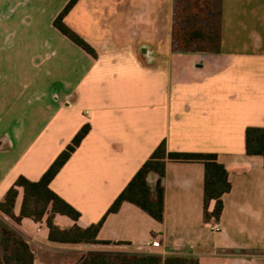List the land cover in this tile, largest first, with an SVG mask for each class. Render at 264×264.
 Segmentation results:
<instances>
[{"label":"crops","instance_id":"0c3cea01","mask_svg":"<svg viewBox=\"0 0 264 264\" xmlns=\"http://www.w3.org/2000/svg\"><path fill=\"white\" fill-rule=\"evenodd\" d=\"M69 1L0 0V202L18 177L38 181L85 124L90 132L50 184L80 213V228L102 219L162 141L168 152L215 154L231 190L217 230L203 223V165L180 162L165 167L163 222L125 202L98 232L111 244L52 243L46 218L0 215L4 225L30 245L34 264H78L89 253L264 264V158L245 153L246 130L264 128V0L215 5L217 53L176 45L179 0H152L149 17L145 0L106 1L108 18L95 12L99 0H78L64 23L96 57L53 25ZM156 179L147 177L153 193ZM21 201L19 189L15 216Z\"/></svg>","mask_w":264,"mask_h":264},{"label":"trees","instance_id":"16d2710c","mask_svg":"<svg viewBox=\"0 0 264 264\" xmlns=\"http://www.w3.org/2000/svg\"><path fill=\"white\" fill-rule=\"evenodd\" d=\"M220 0H179L177 16L188 24L181 28L177 23L174 40L183 51L204 48L210 53H217L220 45L219 15L215 5ZM78 0H70L53 22L54 27L67 39L80 47L86 53L96 57L94 50L65 23L67 14L77 4ZM193 3L196 8L184 9L183 4ZM91 127L85 124L73 137L71 142L57 156L38 181H30L23 176L16 179L13 186L6 192L0 202V215L19 224L23 219L41 222L46 218L49 230V241L67 245H108L97 239L98 232L105 218L119 210L125 202L137 206L155 221L164 220V188L163 179L168 162L199 163L204 167L203 177V223L213 226L219 223L223 211V195L231 190L229 173L218 163L217 156L209 153H179L168 152L165 141H162L144 162L137 173L117 196L102 219L87 228H80L77 222L80 213L50 189L51 182L75 153ZM245 153L248 156L264 158V128H248L245 132ZM156 176L154 193L149 188L147 177ZM22 190V201L18 216L13 210ZM213 203L212 210H209ZM59 215L66 217L75 224L69 229H60L54 223ZM124 243H118L123 245ZM35 254L30 245L7 225H0V264H34ZM78 264H199L190 256L176 254H86Z\"/></svg>","mask_w":264,"mask_h":264},{"label":"rangeland","instance_id":"374dc122","mask_svg":"<svg viewBox=\"0 0 264 264\" xmlns=\"http://www.w3.org/2000/svg\"><path fill=\"white\" fill-rule=\"evenodd\" d=\"M108 2V4H110V1L111 0H99V2H98V7L95 9V12H98V14H99V16H103L104 18L105 17H109V15L111 14V11H110V9H109V5L107 4V2ZM145 2H146V6H145V15L147 16V17H149L150 15H152V11H153V9L155 8V6L158 4V2H156V4H155V6L154 5H151V3L152 2H154V1H152V0H145ZM183 7H184V9L186 10V9H193V8H196L195 7V4H191V3H185V4H183ZM95 14V13H94ZM186 26H188V24H186V23H182V28H184V27H186ZM152 178H154V177H152ZM153 185H154V182H153V180L151 181V186L153 187ZM4 223H3V219H2V217H0V225H3Z\"/></svg>","mask_w":264,"mask_h":264},{"label":"built area","instance_id":"2783aa9c","mask_svg":"<svg viewBox=\"0 0 264 264\" xmlns=\"http://www.w3.org/2000/svg\"><path fill=\"white\" fill-rule=\"evenodd\" d=\"M213 228L217 230V229H218L217 224H214V225H213ZM151 247H153V248H160V244H159L158 242H156V241H153V242L151 243Z\"/></svg>","mask_w":264,"mask_h":264}]
</instances>
